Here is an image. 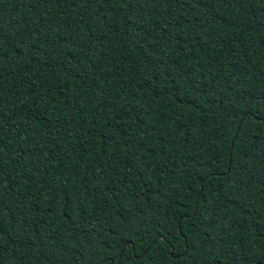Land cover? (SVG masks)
<instances>
[{
  "label": "trees",
  "instance_id": "trees-1",
  "mask_svg": "<svg viewBox=\"0 0 264 264\" xmlns=\"http://www.w3.org/2000/svg\"><path fill=\"white\" fill-rule=\"evenodd\" d=\"M0 264H264V0H0Z\"/></svg>",
  "mask_w": 264,
  "mask_h": 264
}]
</instances>
